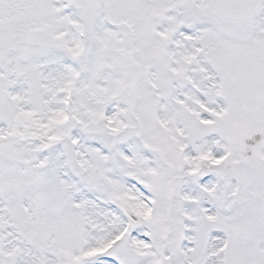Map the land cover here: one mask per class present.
<instances>
[{
    "label": "snow or ice",
    "instance_id": "1",
    "mask_svg": "<svg viewBox=\"0 0 264 264\" xmlns=\"http://www.w3.org/2000/svg\"><path fill=\"white\" fill-rule=\"evenodd\" d=\"M0 264H264V0H0Z\"/></svg>",
    "mask_w": 264,
    "mask_h": 264
}]
</instances>
